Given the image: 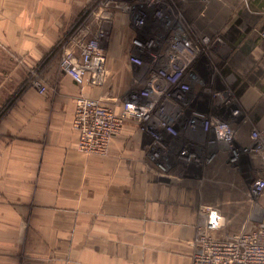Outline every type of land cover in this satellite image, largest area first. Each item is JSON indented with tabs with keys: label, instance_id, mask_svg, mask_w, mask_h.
Here are the masks:
<instances>
[{
	"label": "crops",
	"instance_id": "0c3cea01",
	"mask_svg": "<svg viewBox=\"0 0 264 264\" xmlns=\"http://www.w3.org/2000/svg\"><path fill=\"white\" fill-rule=\"evenodd\" d=\"M93 2L0 0V77L28 72L61 44L75 48L79 31L72 27ZM198 18L205 39L219 33L224 41L213 39L216 78L232 82L239 104L233 122L237 147H250L253 132L262 135L264 145V0H211ZM104 48L112 69L103 85L83 90L87 97L108 94L111 73L119 87L135 77L136 68L116 39ZM80 92L65 75L53 106L39 100L25 112L29 141L38 144L28 142L7 176L12 184L23 179L25 205H0V264H192L198 226L206 220L200 205L214 201L223 223L226 207L236 205L226 188L230 165L218 157L213 169L178 164L162 175L147 157L146 137L132 122L112 139L107 156L85 155L77 149L79 134L73 128L74 96ZM262 155L245 154L241 169L264 179ZM212 191L215 196L207 198ZM257 202L256 207L250 203L252 214L262 218L264 191Z\"/></svg>",
	"mask_w": 264,
	"mask_h": 264
},
{
	"label": "built area",
	"instance_id": "2783aa9c",
	"mask_svg": "<svg viewBox=\"0 0 264 264\" xmlns=\"http://www.w3.org/2000/svg\"><path fill=\"white\" fill-rule=\"evenodd\" d=\"M165 3L166 0L137 1L140 11L136 12L133 27L136 36L131 40L127 57L137 70L134 79L142 81L143 88L109 101L83 94L85 88L99 87L104 81V73L97 65L106 62L105 48L98 38L76 41L75 48H69L61 58L62 72L81 91L76 97L73 118V128L79 134L78 151L107 156L112 139L131 121L146 137L147 157L162 175L178 164L203 166L218 157L235 167L241 150L251 156L263 153V157L262 135L257 132L252 133L255 146L252 143L250 147H237L233 122L240 110L234 107L236 99L226 88L212 91L214 79H207L204 74L203 60L217 58L214 45L221 43V39L216 37L210 43L194 35L172 33L171 22L162 21ZM131 8L126 0H109L99 7L95 22L100 29L110 26L116 12L130 15ZM148 17L162 24L148 32L145 26ZM207 80L208 88L195 90L196 84ZM34 85L40 94L46 91L42 84ZM208 98L215 102L212 109ZM263 191V178L248 187L253 199H258ZM203 211L205 230L198 233L192 264H264V214L260 221L251 227L243 226L232 238L220 239L213 236L223 224L219 211L212 206H204Z\"/></svg>",
	"mask_w": 264,
	"mask_h": 264
},
{
	"label": "rangeland",
	"instance_id": "374dc122",
	"mask_svg": "<svg viewBox=\"0 0 264 264\" xmlns=\"http://www.w3.org/2000/svg\"><path fill=\"white\" fill-rule=\"evenodd\" d=\"M107 1L109 0H94V2L84 10L82 13L83 15L81 14V16L74 22L72 31H79L76 39L77 41L85 42L89 39L98 38L103 47H107V44L111 38L112 40L114 38V40L116 39L118 41L121 50L123 51V55L127 56L131 49V40L136 36L133 27L135 23L136 12L137 10L140 11L139 5H137L138 0H126L128 4L132 6L131 9L133 12L129 15L119 11L117 14H121L116 15L114 18L115 24L100 29L95 22V15L99 7H101V5ZM166 2L167 3L164 5L165 17L162 21H167V23L171 22L170 27L172 33L180 36L194 35L198 39H203L210 43L213 42V39L216 36H218L217 38L221 39L220 35H218L219 33L215 34L211 39L208 38L209 40L205 39V37L199 31L200 19L198 18V15L200 9L209 2H198V0L197 2H188L186 0H166ZM110 10L113 11L112 9ZM159 24H162V22ZM159 24L155 23L148 17L145 26L147 31L151 32L155 31ZM160 32L163 33V31ZM263 32L264 30L262 29L261 37L264 39L262 36ZM221 41H223V39H221ZM64 45L65 43L59 45L56 49H53L46 59L34 65L28 70V72L25 70L22 71V69H20L16 75L11 76L12 79L4 80L0 77V205H25L20 193L25 188L23 185V179L20 181L22 184H12L8 181V179H13L8 178L7 176L14 172L16 160H18L26 151L25 149L28 148V146H26L28 142H35L38 144V141H29L30 137L25 131L26 129L23 122V119L26 116L25 112H28L30 106H36L39 100L42 102V106H53L59 97L58 95L61 88V82L65 76L60 68V60L69 49V47ZM203 61L204 72L208 71L207 79H214L211 90L213 91L214 88H226L229 93L234 96L232 82L227 79L224 81L220 80V77L216 78V76L220 73L217 66V58H208ZM226 67L229 68V64H227ZM97 68L102 70L104 73V81L101 84L103 85L106 81V76L108 77V70L110 69L111 71L112 69L111 65L110 63L106 65L105 62L103 65L98 64ZM136 71L137 70H135V72ZM213 72H216L215 76H212ZM111 74V79H108L107 83L105 84L107 87L106 92L108 94H106L104 97H100L103 98L104 101L113 99V96L124 98L130 91L144 87V83L142 81L137 82L135 79H133L132 84H128L129 86L123 85L122 87H119L118 80H116L117 77H113V73ZM35 83H40L45 86L46 91L43 94H40L34 85ZM209 83L210 81L208 80L203 84L198 83L196 84L195 90L200 91L204 87L208 88ZM107 95H109L108 99ZM76 96L77 95L74 96V99H76ZM235 101L236 104H234V107L239 108L237 99ZM208 103L210 109L216 106L214 100L211 98H208ZM34 114L35 113H29V116L32 117ZM253 146H255L254 143L252 147ZM245 154H247V152L244 150L240 151L239 160L237 166L235 167L227 162L230 165L228 168L232 173V176L228 178V184L226 185L227 187H225L232 191V198L235 200L236 205L233 206L232 210L231 207L230 209L226 207L227 211H225L227 213V219L224 221V223L222 222L223 228L220 231L214 233V237L220 239L232 238L241 231L243 226L246 225L251 227L253 224L257 223V221L261 220V217H253V207L250 205V203L254 202V206L256 207L258 202L257 199H253L248 194L249 185L254 180L261 177L256 174L257 171H253L251 173V171H247V169H241V161H244L243 158ZM215 160L216 159L206 162L203 166L198 165L196 167L201 170L213 169ZM242 164L244 165V163ZM1 170H3V174L1 173ZM209 178L213 180L212 182H216L215 177ZM206 179L208 178L206 177ZM198 180H201V178H198ZM214 186L212 189H214ZM214 196V192L213 194H210L209 192L207 198ZM213 202H211L212 204L208 201L203 202L200 207L212 206L213 208H220L219 205H214ZM198 230L199 235L205 230L204 219L198 226Z\"/></svg>",
	"mask_w": 264,
	"mask_h": 264
},
{
	"label": "bare ground",
	"instance_id": "6f19581e",
	"mask_svg": "<svg viewBox=\"0 0 264 264\" xmlns=\"http://www.w3.org/2000/svg\"><path fill=\"white\" fill-rule=\"evenodd\" d=\"M91 98V97H90ZM129 122H131V121H129ZM133 123V122H132ZM88 156H97V155H88ZM98 157H102V156H98Z\"/></svg>",
	"mask_w": 264,
	"mask_h": 264
}]
</instances>
